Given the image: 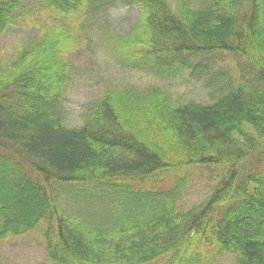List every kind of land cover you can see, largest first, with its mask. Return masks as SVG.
<instances>
[{
  "label": "trees",
  "instance_id": "trees-1",
  "mask_svg": "<svg viewBox=\"0 0 264 264\" xmlns=\"http://www.w3.org/2000/svg\"><path fill=\"white\" fill-rule=\"evenodd\" d=\"M32 1L0 0V35ZM134 1L141 15L123 78L187 74L207 102L148 96L173 115L166 155L131 132L133 94L96 98L76 125L64 36L32 39L0 66V186L10 184L0 187V244L38 229L53 264H264V0H201L196 9L195 0ZM35 2L65 16L84 8L87 21L108 24L114 0ZM30 189L48 202H21ZM7 198L18 204L2 205Z\"/></svg>",
  "mask_w": 264,
  "mask_h": 264
},
{
  "label": "rangeland",
  "instance_id": "rangeland-1",
  "mask_svg": "<svg viewBox=\"0 0 264 264\" xmlns=\"http://www.w3.org/2000/svg\"><path fill=\"white\" fill-rule=\"evenodd\" d=\"M35 1L37 0L26 2L25 9L21 10L23 13L16 24L5 34L0 35V66L13 61L21 47L32 39L48 33L62 34L65 40L63 59L68 66L65 79L62 78V80L67 87L66 107L71 112V118L75 120V124L78 125L84 107L96 98L108 95L120 102L125 94H133L135 99L125 108L126 115L131 118V121H128L131 132L138 139L148 141L156 147V150H161L164 155L168 154L163 147V142L172 139L173 132L163 127L155 116L157 108L158 111H163L162 106L151 101L148 96L154 91L161 92L172 106L181 101L188 102V100L207 102V98L200 85L185 80L184 77L187 74L182 75L181 79L164 82L138 71L123 78L127 75L121 69L125 61L122 56L125 41L133 32L131 30L141 15L135 1L114 0L113 3H107L102 15L107 16L108 24H101L97 18L91 22L87 21L84 8L80 12L79 8L78 11L65 16L58 15L49 9L45 10ZM169 2L172 7L182 5L179 0H169ZM200 2L201 0L193 1V8L196 9ZM219 58H222L226 67L234 69V61L229 55H222ZM126 88L131 90L124 93ZM200 185H203V182ZM2 188L5 191L9 187L2 186ZM201 188L202 186L189 189L192 192L189 194L197 193L193 194L194 200H197L201 194L198 191ZM188 199L189 197H185V200L188 201ZM230 262L232 259L228 257L219 264ZM0 264L53 263L47 258L41 232L37 229L0 244Z\"/></svg>",
  "mask_w": 264,
  "mask_h": 264
},
{
  "label": "bare ground",
  "instance_id": "bare-ground-1",
  "mask_svg": "<svg viewBox=\"0 0 264 264\" xmlns=\"http://www.w3.org/2000/svg\"><path fill=\"white\" fill-rule=\"evenodd\" d=\"M155 116L160 120V122H161L163 127L167 128V129H169L171 131V127L173 126V122H174L172 114L166 113L165 111H158V108H157L156 111H155ZM181 133L182 132H181V129H180L179 130V134L182 135ZM173 136H174V132H173ZM0 174H4V171L0 170ZM145 177L148 179L147 175H145ZM12 182L13 181H11V183ZM14 183H15V180H14ZM2 186H9V185L1 184L0 187H2ZM197 186H201V185L197 184L196 188H197ZM20 188H21V185H20ZM5 192L8 193V192H10V190L6 189ZM25 193H27V194H25ZM25 193L22 192V194L24 195L25 199H24V197L23 198L21 197L20 198L21 202H26L27 205H28V202H29L30 205L35 206L37 208L43 207L44 204H46L48 202V200H49V199L45 198V197H47L45 195H44V197H42V194L41 195L39 194L38 196H36L35 195V191H33L31 189L30 190H25ZM31 193H34L33 195L35 197H33ZM26 195H29V196H26ZM1 204L2 205H10V204H18V202L15 199H13V198H7ZM143 248H144L143 252L147 250L146 247H143ZM151 251L152 250H149V252H151Z\"/></svg>",
  "mask_w": 264,
  "mask_h": 264
}]
</instances>
